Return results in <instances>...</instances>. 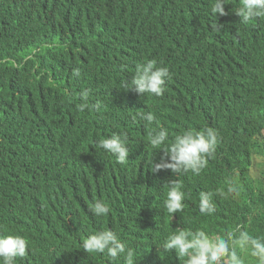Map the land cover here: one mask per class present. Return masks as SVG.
I'll use <instances>...</instances> for the list:
<instances>
[{"label": "trees", "instance_id": "16d2710c", "mask_svg": "<svg viewBox=\"0 0 264 264\" xmlns=\"http://www.w3.org/2000/svg\"><path fill=\"white\" fill-rule=\"evenodd\" d=\"M212 4L0 0V100L7 86L18 96V115L0 129V153L21 156L15 173L0 169V236L28 241L16 264H127L124 254L113 259L82 249L84 238L103 230L117 234L133 264H185L162 248L176 229L226 240L246 232L264 242V160L263 169L250 173L264 154V128L254 139L218 133L198 175L152 171L163 153L148 143L150 132L164 127L171 142L186 129L199 130L189 109L211 115L219 131L223 111L234 123L246 115L224 108L223 77L234 81L233 92L239 84L244 93L264 85V17L245 24L236 16L240 0H224L223 16L211 12ZM81 60L78 70L91 82L86 101L74 91L64 96L71 82L65 64ZM149 60L168 68L165 90L135 97L125 84ZM14 73L35 87L12 90ZM149 112L153 124L138 115ZM249 114L263 119L264 107ZM113 134L127 137L124 164L97 147ZM171 181L185 194L183 210L173 215L163 204ZM201 194L209 195L211 214L199 211ZM86 197L93 198L90 204L105 202L110 212L93 215ZM236 251L243 264H257L250 248Z\"/></svg>", "mask_w": 264, "mask_h": 264}, {"label": "clouds", "instance_id": "9594fccd", "mask_svg": "<svg viewBox=\"0 0 264 264\" xmlns=\"http://www.w3.org/2000/svg\"><path fill=\"white\" fill-rule=\"evenodd\" d=\"M224 6V0H213L211 12L215 16L217 14L223 16L225 15ZM52 7L50 5V8ZM236 16L245 24L252 23L255 18L261 17L262 19L264 17V0H240V7L236 11ZM100 44H102V40ZM31 51L36 53L35 49H31ZM24 52L26 51H18L16 55H21ZM29 58L31 56H28L25 61ZM82 64L83 60L65 64L68 67L71 82L64 96L68 98L70 91H74L77 100L86 101L91 82L79 72L78 69ZM168 77V68L157 67L155 61L149 60L136 66L130 83H126L125 87L127 90L133 91L131 94L135 97L145 94L158 97L163 94ZM29 86L35 87L28 80L20 75L15 76L14 73V77L10 81L12 90L19 93L20 89ZM233 89L234 81L227 84V76H224L223 91L226 92L223 102L224 108L230 113L246 114L237 123H234L228 113L222 110L225 124L223 129L217 131L214 128L211 115H204L189 109L191 119L197 121V125L194 126L199 130L186 129L172 137L171 142H169V131L164 127H158V130L149 133L148 143L152 149L163 153L158 163L152 164L151 162L153 172L170 170L172 174L177 175L188 172L198 175L206 166L207 158L214 151L217 139H219L218 133H231L234 139L255 138L254 135L264 128V118L260 119L249 113L256 106L264 107V103H262L264 85L256 86L247 93H244L242 84H239L234 92ZM191 100L190 97L189 101ZM87 107L86 102L79 104L80 111H84ZM17 115L18 96L12 93L7 86L3 98L0 100V129L10 125ZM138 115L147 124H153L156 121V117L150 112L139 113ZM262 134H264V129ZM97 147L114 157L119 164H124L129 156L127 137L124 134H113L111 137L102 138ZM5 153H0V169L4 173H15L20 168L21 156L19 153H17L16 158L15 153L4 156ZM258 157H264V154ZM180 189L181 185L178 182H169L167 197L163 202L169 214L173 215L183 210L185 194ZM92 199V197H86L84 206L90 208L93 215L104 217L110 212L109 206L103 201H95L90 204ZM199 211L202 214H211L213 211L208 194H201ZM237 246L240 249L250 248V255L255 258L257 264H264V242L250 237L246 232H241L238 239H233L232 235L229 234V239L226 240L220 236L210 237L203 230L193 232L176 229L162 244L165 252L174 251L180 258H186L185 264H243L241 257L237 254ZM82 249L90 254H102L113 259L124 254L127 264H133L131 250L126 251L125 244L111 230L97 231L87 236L83 240ZM27 250L28 241L22 235L0 236V264H16V259L24 257Z\"/></svg>", "mask_w": 264, "mask_h": 264}, {"label": "rangeland", "instance_id": "374dc122", "mask_svg": "<svg viewBox=\"0 0 264 264\" xmlns=\"http://www.w3.org/2000/svg\"><path fill=\"white\" fill-rule=\"evenodd\" d=\"M263 160L264 157H257L255 162H254V166L250 169V173L254 174L256 172H258L260 169H263Z\"/></svg>", "mask_w": 264, "mask_h": 264}]
</instances>
